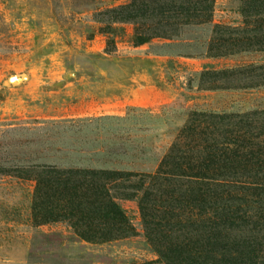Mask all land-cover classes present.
I'll return each mask as SVG.
<instances>
[{
    "label": "rangeland",
    "instance_id": "1",
    "mask_svg": "<svg viewBox=\"0 0 264 264\" xmlns=\"http://www.w3.org/2000/svg\"><path fill=\"white\" fill-rule=\"evenodd\" d=\"M244 1L215 0L210 25L141 47L132 43V24H111L105 15L127 0H0V264H163L145 237L138 200L126 197L142 193L141 181L155 174L191 113L264 109V87L215 99L199 93L211 85L203 73L212 70L193 71L215 24H242ZM150 55L171 57L164 65L174 100L111 114L107 103L140 91L141 77H159L161 62ZM235 57L234 69L264 64L262 53ZM214 104L222 105L219 112L207 110ZM34 167L136 175L71 176L87 188L106 185L132 235L87 243L70 220L35 219ZM52 196L43 198L47 208L67 205L64 196Z\"/></svg>",
    "mask_w": 264,
    "mask_h": 264
},
{
    "label": "trees",
    "instance_id": "2",
    "mask_svg": "<svg viewBox=\"0 0 264 264\" xmlns=\"http://www.w3.org/2000/svg\"><path fill=\"white\" fill-rule=\"evenodd\" d=\"M127 1L105 15L111 24L135 27V46L178 37L185 28L210 25L214 17L215 0ZM239 13L240 26H213L199 57L264 53V0L244 1ZM203 77L212 82L201 87L204 91L259 89L264 87V64L208 71ZM34 168L35 219L70 220L87 243L132 235L106 185L92 183L87 188L83 182L72 183L71 176L89 173L113 181L136 175ZM141 184L139 196L126 198L138 200L145 237L163 264H264V109L191 113L155 174L145 176ZM57 194L64 196L65 207L43 205V198L48 201Z\"/></svg>",
    "mask_w": 264,
    "mask_h": 264
},
{
    "label": "crops",
    "instance_id": "3",
    "mask_svg": "<svg viewBox=\"0 0 264 264\" xmlns=\"http://www.w3.org/2000/svg\"><path fill=\"white\" fill-rule=\"evenodd\" d=\"M149 57L155 58L159 62H161L158 65L159 71L157 72L159 74V77L153 78L151 75H145L143 77L139 76V78L140 77L142 78V82H143V84L140 85L141 90L140 91H137V89L132 90L131 92H129L130 94L127 95L126 97H123V99H116V100H113L107 103L108 106L106 105V109L108 110V108L109 109L111 108V114L122 115L125 112V109L130 106L132 107L156 106L161 103L168 104L174 100L175 95L170 93V91H173L174 89L170 88V82L166 78V76L169 73V70L166 67V65H164L166 61L170 62L171 57L168 55H164L161 57L156 56V55H150ZM233 60H236L235 56L226 57V58H218V59L202 57L199 60V64L198 63L196 64H198V66L200 64L204 65L205 68H197L198 66H196L193 68V71L196 73L198 71H202V70L207 71L209 69H211L212 71H216V72L222 71V70H231V69L236 68ZM194 62H198V61H194ZM226 62H229V63H226ZM251 90H255V89H251ZM247 91H250V90H217V91L202 90L199 93L206 94V95L208 94V96H211L215 99H219L222 97H234V96H237L238 94H245ZM164 93H166L165 95L167 97H164L163 95ZM168 93H170L171 95H169ZM221 104H214L213 107L207 106L206 108L209 111L219 112L218 109L221 110V106H222Z\"/></svg>",
    "mask_w": 264,
    "mask_h": 264
}]
</instances>
